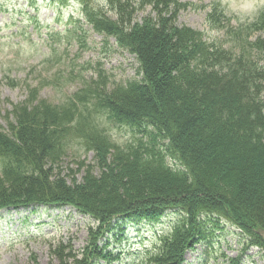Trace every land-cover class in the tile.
Segmentation results:
<instances>
[{"label": "trees", "instance_id": "trees-1", "mask_svg": "<svg viewBox=\"0 0 264 264\" xmlns=\"http://www.w3.org/2000/svg\"><path fill=\"white\" fill-rule=\"evenodd\" d=\"M80 1L87 22L135 56L136 76H81L58 103L41 96L46 80L6 74L26 97L0 123V210L71 206L94 219L87 245H51L50 264H122L108 240L116 219L156 222L169 209L181 218L146 264H185L224 223L264 249V15L235 28L215 7L208 22L226 31L217 39L179 22L192 5L181 0ZM112 124L130 140L113 139ZM77 146L85 157L65 172Z\"/></svg>", "mask_w": 264, "mask_h": 264}, {"label": "rangeland", "instance_id": "rangeland-1", "mask_svg": "<svg viewBox=\"0 0 264 264\" xmlns=\"http://www.w3.org/2000/svg\"><path fill=\"white\" fill-rule=\"evenodd\" d=\"M184 1L194 3L195 7L182 11L179 22L205 31L209 38L226 36L223 28L208 22L210 8L204 7L214 1L232 15L233 23L238 19L249 21L264 11V0ZM72 13L75 20L79 19L80 7L75 1L59 6L54 0H0V123L3 125H6L5 110L11 108L9 103L26 97L25 87L21 85L27 82L39 85L46 80L41 86V96L59 103L80 89L81 76L96 77L100 70L114 81L136 76L138 63L133 55L116 47L113 39L106 42L104 36L82 19L76 25L70 23ZM70 30H74L72 34ZM4 72L21 85L12 87L3 83ZM64 74L80 78L66 83L60 79ZM110 134L123 143L130 140L133 132L129 127L112 124ZM76 149L64 160L65 172L69 167H77L76 157H85V150L78 146ZM86 157L87 161H93L92 153ZM168 161L176 164L171 159ZM180 218V213L170 209L158 222L116 219L118 225L108 240L112 248L123 251L122 264H146V251L155 248L160 237L169 233ZM93 224L96 222L92 217L71 206L39 207L35 212L2 210L0 264L55 263L51 245L70 241L75 250H82L90 239L88 229ZM206 242L186 253L185 264H231L232 258L238 257L239 264H264V249L251 245L248 237L229 223H224L223 229Z\"/></svg>", "mask_w": 264, "mask_h": 264}]
</instances>
